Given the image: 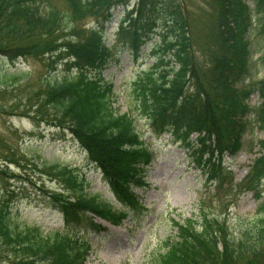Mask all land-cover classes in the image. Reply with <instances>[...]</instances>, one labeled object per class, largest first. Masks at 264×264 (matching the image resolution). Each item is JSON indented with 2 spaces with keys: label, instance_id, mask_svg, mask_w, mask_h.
Segmentation results:
<instances>
[{
  "label": "trees",
  "instance_id": "obj_1",
  "mask_svg": "<svg viewBox=\"0 0 264 264\" xmlns=\"http://www.w3.org/2000/svg\"><path fill=\"white\" fill-rule=\"evenodd\" d=\"M131 0H63L65 9L44 0H0V56L56 55L75 73L42 80L36 107L45 109L54 125L66 127L85 149L124 209L98 194H86L84 181L69 167L60 175L73 196L49 193L66 221L90 214L120 225L132 213H141L136 188L147 186L146 175L154 153L139 132L133 113L143 116L156 133H168L185 146H194L198 162L206 156V178L219 183L225 196L234 192L232 178L224 181L220 159L243 146L247 130L262 132L259 154L240 189L256 191L264 178V76H251L249 32L252 19L264 41V0H215L214 24L209 26L211 49L198 55L189 16L172 0H135L120 22L116 37L121 48L139 58L152 38L158 16L164 18L160 41L151 53L154 62L132 83L135 99L128 112L113 106L112 83L89 71L103 67L114 55L104 30L119 6ZM90 18L84 30L76 25ZM69 33L57 43V35ZM117 44V43H116ZM207 51V50H206ZM264 69V56L260 58ZM18 71L0 75V85L18 81ZM257 93L260 102L249 105ZM33 106V105H32ZM193 137V141L190 137ZM258 214L234 241H228L219 216L201 215L177 225L174 240L155 264H264V198ZM93 226V217H89ZM7 199L0 196V264H85L91 244L68 232H43L38 226H20Z\"/></svg>",
  "mask_w": 264,
  "mask_h": 264
},
{
  "label": "rangeland",
  "instance_id": "obj_2",
  "mask_svg": "<svg viewBox=\"0 0 264 264\" xmlns=\"http://www.w3.org/2000/svg\"><path fill=\"white\" fill-rule=\"evenodd\" d=\"M44 1L65 9L63 0ZM172 1L186 9L193 38L202 44H196L198 55L206 59L204 54L212 44L209 26L214 24L215 0ZM134 2L131 0L126 10L124 6L114 9L103 32L105 43L113 48L114 55L103 67L89 71L112 83L113 106L119 113L132 108L135 99L132 83L151 67L155 59L151 51L164 30V18L159 15L157 28L137 59L121 48L116 31ZM246 3L253 9V0ZM252 22L249 32L251 76L258 79L264 76L260 61L264 56V41L254 29V19ZM93 24V20L87 18L78 22L76 29L81 31ZM69 37V33L63 32L57 35V43ZM16 71L17 82L0 85V196L10 202L20 226H38L45 233L68 232L87 241L91 249L85 264H155L167 244L174 240L177 225L188 219L198 224L202 214L219 216L221 229L230 242L241 236L255 219L264 198V178L259 180L256 191L240 189V186L259 154L261 131L254 126L248 129L242 138V148L220 159L218 165L224 181L232 178L235 187L233 194L225 196L219 183L206 178V156L199 163L194 146H185L168 133L154 132L142 115L133 113L139 132L154 153L145 178L147 186L135 189L144 211L131 213L120 225H110L90 214L66 221L48 195L73 196L57 174L59 167L74 169L84 181L86 194H98L117 209L123 210L124 206L70 131L54 125L45 109L37 110L42 80L60 77L63 72L73 75L75 68L64 65V60L56 55L36 54L15 61L0 56V75ZM259 102L256 92L248 100L249 105ZM89 217H93L97 225L93 226Z\"/></svg>",
  "mask_w": 264,
  "mask_h": 264
}]
</instances>
